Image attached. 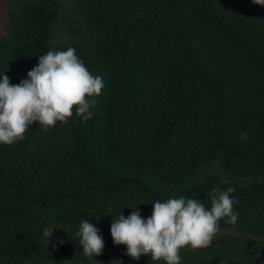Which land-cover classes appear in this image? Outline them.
Instances as JSON below:
<instances>
[{
	"label": "trees",
	"instance_id": "obj_1",
	"mask_svg": "<svg viewBox=\"0 0 264 264\" xmlns=\"http://www.w3.org/2000/svg\"><path fill=\"white\" fill-rule=\"evenodd\" d=\"M69 46L104 87L90 119L74 106L67 122H33L23 139L0 144V264H143L113 243L112 218L134 206L147 217L170 196L210 206L213 187L234 188L237 220L222 218L216 232L236 237L186 246L181 264H255L245 240L264 248V5L7 0L0 73L10 83ZM82 219L104 239L94 259L76 235ZM51 223L60 228L47 246Z\"/></svg>",
	"mask_w": 264,
	"mask_h": 264
},
{
	"label": "clouds",
	"instance_id": "obj_2",
	"mask_svg": "<svg viewBox=\"0 0 264 264\" xmlns=\"http://www.w3.org/2000/svg\"><path fill=\"white\" fill-rule=\"evenodd\" d=\"M253 3L264 5V0ZM103 87L102 76L93 75L71 46L44 52L19 83H10V77L0 73V144L23 139L33 122L44 128L67 122L74 106L77 116L90 119L97 104L95 97ZM233 191V187H213L207 194L210 206L185 195L158 199L152 202L147 217L136 206L127 216L121 210L110 223L113 243L125 245L126 254L135 260L150 255L153 262L181 264V249L207 246L222 218L236 222L235 197L230 195ZM54 228L60 227L51 223L42 229L47 246L52 243ZM76 235L86 257L94 259L101 254L104 239L91 220L82 219ZM56 243L62 244L63 240L58 238Z\"/></svg>",
	"mask_w": 264,
	"mask_h": 264
},
{
	"label": "rangeland",
	"instance_id": "obj_3",
	"mask_svg": "<svg viewBox=\"0 0 264 264\" xmlns=\"http://www.w3.org/2000/svg\"><path fill=\"white\" fill-rule=\"evenodd\" d=\"M6 20H7V0H0V35H2L3 32H4V27H5ZM230 236L236 237V235L234 233H232L231 231H227V230L218 231V232L213 234L212 239H211L210 243L207 246H211L213 244L222 243L224 241L225 237H230ZM255 242H256V239H253V238H247L245 240L248 252L251 255L255 256L254 260H253V263H255V264H264V248H262V247L259 248L258 247L259 250L254 249L253 244ZM203 247H206V246H203ZM201 248L202 247L195 248V249H201ZM190 249H193V248H190ZM138 261H140L143 264H151V263H155V262H160V261L153 262L151 260L150 255H141V257L139 258ZM217 262H219V258H215L213 260L206 261V262H203L201 264H216ZM94 264H109V263L97 261V263H94ZM156 264H158V263H156Z\"/></svg>",
	"mask_w": 264,
	"mask_h": 264
}]
</instances>
